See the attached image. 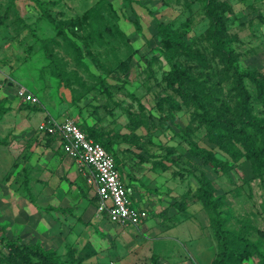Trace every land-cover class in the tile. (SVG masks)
I'll list each match as a JSON object with an SVG mask.
<instances>
[{
    "label": "rangeland",
    "instance_id": "obj_1",
    "mask_svg": "<svg viewBox=\"0 0 264 264\" xmlns=\"http://www.w3.org/2000/svg\"><path fill=\"white\" fill-rule=\"evenodd\" d=\"M45 1L44 8L61 24L63 35L45 17L38 0H0V236L55 249L40 220L47 202L39 198L31 179L41 172L31 166L30 158L22 161L25 150L32 149L30 139H48L39 133L38 125L49 114L59 119L78 117L83 125L97 121L102 128L110 127L117 138H128L135 153L140 143L149 142L152 160L165 146L177 145L180 153L173 155V168L179 173L175 178L183 181L181 186L191 192L197 188L198 168L213 180L217 195H223V208L232 213L228 226L258 239L256 228L264 229V166L257 168L247 155L233 160L211 140L207 126L199 121L200 110L175 94L166 76L173 63H180L198 78L213 113L234 116L238 95L233 89V65L240 72L264 78V21L258 17L264 16V0ZM100 1L102 10L91 14L89 10ZM216 15L226 28L219 41L210 36ZM160 22L169 24L186 43L170 52L173 63L166 57ZM243 82L253 114L263 119L260 88L248 76ZM21 85L38 101L21 98ZM110 95L131 114L121 107L111 113L100 110ZM150 116L160 120L155 128L149 125ZM139 122L142 125L135 126ZM190 142L207 148L223 163H234L236 169L227 173L203 165L191 155ZM155 187L149 191L160 195L165 191L160 182ZM187 204V211L202 226L193 218L165 233L187 237L208 229L212 234V214L192 197ZM145 209L149 222H154L153 208ZM168 214L161 210L156 215ZM2 250L7 253L0 242ZM56 250L67 258L64 246ZM256 260L245 264H256Z\"/></svg>",
    "mask_w": 264,
    "mask_h": 264
},
{
    "label": "crops",
    "instance_id": "obj_2",
    "mask_svg": "<svg viewBox=\"0 0 264 264\" xmlns=\"http://www.w3.org/2000/svg\"><path fill=\"white\" fill-rule=\"evenodd\" d=\"M65 118L47 114L39 125ZM74 120L83 125L84 120L78 117ZM88 124L102 129L97 121L89 120ZM38 131L48 139H30L32 149L25 150L22 161L30 158L31 166L41 172L31 179L39 198L47 202L40 220L55 249L64 246L67 256L70 248H76L77 254L85 257L80 264H212L218 251L213 231L211 234L208 229H201L202 232L187 237L165 233L168 228L193 218L196 225H201L189 208L186 212L177 210L174 203L186 190L173 170L160 169L146 153L121 152L120 172L130 204L136 208H153L156 220L149 222L148 217L138 226H118L98 210L96 185L90 180L92 169L80 164L66 149L63 137ZM159 182L165 187L163 194L150 192L149 188H156ZM27 189L32 191L29 185ZM161 210L169 214L156 215Z\"/></svg>",
    "mask_w": 264,
    "mask_h": 264
},
{
    "label": "trees",
    "instance_id": "obj_3",
    "mask_svg": "<svg viewBox=\"0 0 264 264\" xmlns=\"http://www.w3.org/2000/svg\"><path fill=\"white\" fill-rule=\"evenodd\" d=\"M102 1L98 2L89 12L91 14L99 13L102 10ZM38 2L42 7L45 17L58 29L59 35H63L61 24L58 23V20L51 15V13H47V8H44L47 2L45 0H38ZM49 3H57V1L49 0ZM214 17L215 23H213L214 26L212 25L213 28L211 27L212 29H210V36L219 41V39H222L223 32L226 28L222 17L218 15ZM258 17L264 21V16L261 13ZM72 23L76 22L73 20ZM159 33L163 37L165 47H167L165 48L166 57L172 62L173 55L171 56L170 52L173 50L175 51L177 48L185 47L186 43L179 37L176 31L171 30L169 24L164 22L159 23ZM217 43L218 42L215 43L216 46H218ZM219 45L221 48L220 43ZM233 71L236 76L233 89L237 91L238 95L234 116L221 112L213 113L214 110L211 107L212 102L207 103L200 92L198 78L193 72L183 67L180 63L176 62L171 65L166 80L168 86L175 94L180 96L188 104L191 103L195 108L200 110L198 113L199 121L207 126L211 140L219 144L233 160L240 159L247 155L256 167L260 168L264 166V118H258L253 114L250 95L245 87L243 78L244 76H248L258 85L262 93L261 98L263 103L264 78H261L254 72H240L235 65H233ZM110 96L111 99L109 102L103 103L100 110L111 113L121 107L126 110L127 113L131 114L130 110L126 109L124 103L119 102L113 95ZM169 99L175 102L174 97L169 96ZM7 100L8 98L4 99V101ZM1 108L3 107L0 106V109ZM158 122H160L159 118L150 116L149 125L151 128H155ZM140 125H142V123L139 122L135 126ZM80 126L86 131L89 137L101 142L106 149L114 155L119 169L121 152L135 153L133 149H131L129 139L126 138V140H122L117 138V135L112 132L110 127L108 128L105 126L102 129H97L95 126L89 124H80ZM128 142L130 144H128ZM142 143H140L138 147L139 152L143 151L146 154H151L152 150L149 147L151 143ZM124 144H127V148H123ZM189 151L192 156L199 158L203 165H210L215 171L223 170L229 173L233 171V169H236L234 163H223L219 161L210 150L201 147L197 142H190ZM178 153L180 152L177 145H167L153 161L165 170H173V175L178 176L179 173L173 168L176 159L173 155ZM195 173L199 182L197 188H195V190L192 188V192L189 190L185 191L182 198L177 199L174 204L179 212H186L188 209L187 200L192 197L201 201L205 211L207 210L212 214L210 223L218 247L216 257L212 264H245V262L250 259H257L256 264H264V229L256 228L260 235L258 239H253L247 236L245 232L229 227L228 219L232 217V213L223 208V195H217V189L210 177L203 172L200 173L198 168L195 170ZM0 242L4 243L7 249V253L4 252V250H2L4 253L0 251V253H2L0 254V264H80L85 259V257H81L77 254L76 248H70L67 258L63 259L58 255L56 249L46 248L38 242L27 244L20 243V241L9 239L4 235L0 236Z\"/></svg>",
    "mask_w": 264,
    "mask_h": 264
},
{
    "label": "built area",
    "instance_id": "obj_4",
    "mask_svg": "<svg viewBox=\"0 0 264 264\" xmlns=\"http://www.w3.org/2000/svg\"><path fill=\"white\" fill-rule=\"evenodd\" d=\"M18 94L25 100L38 101L37 96L25 86L19 87ZM39 129L44 133L63 137L66 140V149L80 164L92 169L90 180L96 185L98 210L106 213L110 220L121 225L138 226L149 217L147 209L136 208L130 204L128 188L122 180L114 155L101 142L89 137L78 122L71 117L62 121L51 119L42 122Z\"/></svg>",
    "mask_w": 264,
    "mask_h": 264
}]
</instances>
